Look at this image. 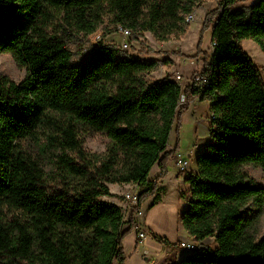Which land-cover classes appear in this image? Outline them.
I'll return each instance as SVG.
<instances>
[{
	"label": "trees",
	"instance_id": "1",
	"mask_svg": "<svg viewBox=\"0 0 264 264\" xmlns=\"http://www.w3.org/2000/svg\"><path fill=\"white\" fill-rule=\"evenodd\" d=\"M212 1L218 7L204 29L216 46L200 73L209 86L182 90L170 79L148 84L141 75L156 63L102 42L76 53L67 39L75 35L50 34L49 24L66 16L84 38L102 16L130 30L129 40L138 31L183 32L185 15L200 0H0V54L12 55L26 72L21 82L0 76V264H125L122 240L136 229L144 201L157 198L178 152L167 146L174 120L188 108L178 110L181 95L211 103L213 118L198 172L185 177L190 199L179 225L199 245L214 238L217 248L198 245L178 264H264V238L251 235L264 210V187L241 170L257 166L264 178V79L241 48L251 40L264 53V0ZM246 2L252 4L235 10ZM80 126L107 138L104 156L84 153ZM39 134L46 138L42 154L57 159L64 179L78 178V188L48 186L22 148ZM155 168L159 174L150 180ZM106 184L143 187L126 220L121 207L100 199L113 197Z\"/></svg>",
	"mask_w": 264,
	"mask_h": 264
},
{
	"label": "rangeland",
	"instance_id": "2",
	"mask_svg": "<svg viewBox=\"0 0 264 264\" xmlns=\"http://www.w3.org/2000/svg\"><path fill=\"white\" fill-rule=\"evenodd\" d=\"M251 4V2L237 4L235 10L247 8ZM217 7L218 1L200 0V2L192 9L194 19L191 22L186 21L188 15H185V23L187 26L183 32L169 33L167 29L160 28L156 33L150 31L135 32L133 37L129 40L130 47L128 51L121 53L123 56L156 63V68L153 71L141 75L148 84H153L165 79L176 81V76H180L181 88L183 89L184 84L187 85L194 76L203 71L205 64L204 58L209 59L211 56V29H204V21L206 15L209 12L216 10ZM115 26L116 23L112 17L102 16L97 31L88 38H84L83 35L77 33L73 21L67 19L66 16L56 15L49 24V32L50 34L63 36L65 31H70L71 34L76 37H67L68 46L76 53L82 52L83 54H86L89 47H96L99 42H102L109 47L119 49V45L123 38L116 32ZM241 48L250 57L255 66L262 68L261 74L264 79V53L259 46L251 40H243L241 42ZM83 54L77 56L76 60L83 59L85 57ZM2 75L9 77L14 82H21L25 78L26 72L23 68L17 65L12 55L0 54V76ZM191 100V98L181 96L178 103V110L186 103L188 108L184 109L174 120L168 142L169 147L167 146V150H172L177 146V153L183 155H186V152L193 149L194 154L189 161H192L193 158L196 157V151L200 150L204 145L212 142L210 136L211 110L209 102L195 99L190 102ZM78 135L82 141L84 153L88 156L96 155L102 157L106 154L107 148L110 144L105 136L82 126L78 127ZM44 144H46L45 135L39 134L38 140L28 139L23 141L22 148L43 170L44 178L48 186H50V188H56L58 186L74 189L78 188L80 186L79 183H81L78 178L64 179L59 166L56 164L57 159L51 156L50 153L42 154L39 146ZM174 160L171 161V165L174 166L176 171L173 169L172 175H170L171 179L173 175L186 177L192 173L190 162L188 172L180 173L175 166ZM241 170L248 175L250 182L258 187H264L263 173L259 167L246 165L243 166ZM155 171L159 174V171L156 170V168L153 169V172ZM154 177L151 179H154ZM167 180L169 181L165 183L167 191L163 193L165 205L175 202L179 187L176 182H170L172 180H169V178H167ZM106 186L112 191V193H114V195H112L117 199H113L112 197H102L100 199L106 202L122 204L120 207L124 219L126 220L131 205L130 203H127L124 198L122 199V197L126 193L133 192L135 189L134 185L106 184ZM187 189L188 188H183V190L178 193V195L183 198V201L190 197V190ZM142 190L143 187H138L135 193L139 194ZM159 212L160 211L155 213L156 219H159ZM253 213L252 210L251 214ZM157 221L158 220H156V222ZM158 224L159 222L156 225ZM251 235L256 240L264 238V210L251 230ZM200 245L212 250L217 248L214 238H208L205 243ZM198 249L195 251H198ZM182 252L185 255L191 251L182 250ZM112 264L116 263L113 262Z\"/></svg>",
	"mask_w": 264,
	"mask_h": 264
},
{
	"label": "crops",
	"instance_id": "3",
	"mask_svg": "<svg viewBox=\"0 0 264 264\" xmlns=\"http://www.w3.org/2000/svg\"><path fill=\"white\" fill-rule=\"evenodd\" d=\"M193 99L199 100V98H192V100ZM209 105H211V103H209ZM206 145H204L200 150L196 151V157H194L193 160L190 161V166L192 169L191 174L193 175H196L198 172L197 158L202 153ZM173 169L176 171V169L171 165L170 162L167 168V175L161 178L158 182L157 198L156 196H153L145 200L141 206L139 214H135L134 218L136 229L122 240V246L126 257L125 264H178L181 257L184 255L182 250L178 248V243L180 241H188L191 243L194 242V240L189 237L188 234L179 225L180 215L188 207L190 197L183 201V198H181L178 193L181 192L183 188L189 189V186L185 183V177L173 175L171 179L170 175H172ZM157 174V171H152V173L150 174V180H153L151 178H153L154 176L156 177ZM167 178H169V180H172L170 181L172 183L176 182L179 187L177 190V197L175 202L165 205L163 193L167 191V186L165 184L169 182ZM110 193L114 195L112 191H110ZM112 198L117 199L115 196H113ZM111 203H114L119 207L122 206V204L120 205L116 202ZM158 211H160L158 214L159 219H156L155 213H157ZM156 220L158 221L156 222ZM158 222L159 224L156 225ZM128 227L129 226L126 224L123 226L122 230H126L128 229ZM139 231H143L147 235L146 241L143 244L144 246L138 244L137 233ZM153 235L166 239L170 243V245L160 243L159 241L154 239ZM207 240L208 239L204 240L202 244ZM143 247L147 248L150 251V256H144L141 253Z\"/></svg>",
	"mask_w": 264,
	"mask_h": 264
},
{
	"label": "built area",
	"instance_id": "4",
	"mask_svg": "<svg viewBox=\"0 0 264 264\" xmlns=\"http://www.w3.org/2000/svg\"><path fill=\"white\" fill-rule=\"evenodd\" d=\"M194 19V13H190L187 17H186V21L187 22H191ZM115 30L118 34L121 35V37L123 38L121 44L119 45V51L120 52H126L128 51L129 47H130V43H129V37H130V30L126 29L123 25L120 24H116L115 26ZM216 46V42L213 41L211 39V55L214 51V47ZM177 83H179L180 87L181 85V77L180 76H176V81ZM210 80L209 78L201 75V74H197L196 76H194L188 83L187 85L184 84L183 85V89L184 90L186 87L191 86L195 89H206L209 86ZM184 96V95H181ZM181 98V97H180ZM198 98V97H195ZM192 102V101H191ZM179 103V102H178ZM211 118H213V115L211 114ZM194 154V150H190L187 152L186 155H182L177 153L174 157V162H175V166L177 168V170L180 173H187L189 170V159L192 157V155ZM155 178V177H154ZM135 189L133 190V192H129L126 193L123 198L127 203H130V205L132 206L133 204H136L137 202V198H138V194L135 193L138 189V185H134ZM137 241L138 244H140L141 246H144V242L146 241V235L143 232H138L137 233ZM178 248L181 250H187V251H195L197 250L199 247L197 245V243L194 242H188V241H180L178 243ZM141 253L144 256H150V251L143 247Z\"/></svg>",
	"mask_w": 264,
	"mask_h": 264
}]
</instances>
